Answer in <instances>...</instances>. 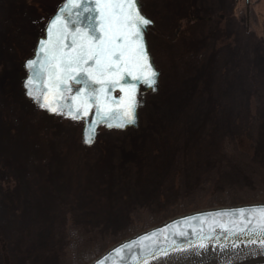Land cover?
<instances>
[{"label":"rangeland","instance_id":"1","mask_svg":"<svg viewBox=\"0 0 264 264\" xmlns=\"http://www.w3.org/2000/svg\"><path fill=\"white\" fill-rule=\"evenodd\" d=\"M62 1L0 0V264H66L69 227L84 249L104 247L138 209L159 216L228 189L241 198L251 178L264 184V0L248 29L236 0H140L158 89L136 127H102L91 144L82 122L25 88L48 20L33 6Z\"/></svg>","mask_w":264,"mask_h":264},{"label":"snow or ice","instance_id":"2","mask_svg":"<svg viewBox=\"0 0 264 264\" xmlns=\"http://www.w3.org/2000/svg\"><path fill=\"white\" fill-rule=\"evenodd\" d=\"M140 7L139 0H68L49 23L36 57L26 63L31 70L27 95L42 109L73 120L86 119L94 109L98 119L92 125L135 124L139 86L155 91L159 77L144 36L153 22ZM74 85L79 87L73 95ZM116 90L118 98L112 95ZM94 133L89 127L86 143L93 142ZM173 224L113 249L108 254L115 257L112 264H152L172 254L202 257L209 250L219 251L222 264H240L242 246L252 249L245 259L264 255V205L185 217L186 227ZM96 264H107V257Z\"/></svg>","mask_w":264,"mask_h":264},{"label":"trees","instance_id":"3","mask_svg":"<svg viewBox=\"0 0 264 264\" xmlns=\"http://www.w3.org/2000/svg\"><path fill=\"white\" fill-rule=\"evenodd\" d=\"M38 6L35 5L33 6V8H35V11L37 10L38 12H41V10L43 11L47 5L41 4ZM246 138L247 136L245 133L242 137L238 139L240 146L244 147L240 150L250 153L251 148L244 143ZM250 181L251 189L248 190L245 194H243L241 198H235L233 192H231V189L230 191L228 189L225 191L224 194L221 195L200 196L196 198V201L193 203L180 202L179 204H175L169 210L163 212L159 216L143 209H138L130 214V218H132L133 223L128 228L122 229V231H120L116 236L114 235L108 237L106 240L107 244H105L104 247H102V244L95 241L88 248L84 249V239L82 236V232L79 229L69 227V229H67L66 231V246L64 249V256L67 260L66 264H86L90 260L98 256L102 252L103 248L105 249L111 246L112 244L130 235H133L138 231L156 225L164 219H168L178 214L213 206L229 205L233 203L264 201V184H258V178H251Z\"/></svg>","mask_w":264,"mask_h":264},{"label":"water","instance_id":"4","mask_svg":"<svg viewBox=\"0 0 264 264\" xmlns=\"http://www.w3.org/2000/svg\"><path fill=\"white\" fill-rule=\"evenodd\" d=\"M68 2V0H64L62 5H60L54 12L53 14L51 15V17L49 18L48 20V23L46 25V28H45V31H44V35L42 37L39 38L38 42H37V45H36V49H35V53H34V56L32 58H30L29 60L31 59H34L36 57V54H37V49H38V45H39V41L41 39H47V28H48V25L49 23L55 18V16L59 13L60 9ZM139 3L141 5L140 7V11L141 13L146 17L148 18L143 10H142V3L140 2L139 0ZM149 19V18H148ZM152 25V24H151ZM149 25L145 32H144V36H145V43H146V49L148 51V54H149V57H150V60L151 62L154 64V61H153V57L151 55V52H150V49H149V45H148V40H147V37H146V33L149 29V27L151 26ZM154 67L155 69L157 70L155 64H154ZM158 71V70H157ZM159 72V71H158ZM29 75H31V70L28 68V75H27V78L29 77ZM26 78V80H27ZM159 79H160V72H159V77H158V85H157V88L155 91H157L158 89V86H159ZM42 86V85H41ZM79 87L78 85H74L73 88H74V91H73V95L75 94V88ZM153 91L152 89L150 88H147L146 86L144 85H140L139 86V89H138V95H137V98L138 100L140 101V106L142 105L143 103V98L145 96V94L147 92H155ZM113 96L115 97H119L121 95V93L119 92V90H116L115 92L112 93ZM140 106L137 108V122L135 124H132V125H127L126 127L124 128H118V129H125L129 126H136L137 123H138V110L140 108ZM89 119H87L86 121V128H85V131H86V134L88 132V129L89 127H94L95 128V133L93 134V140L96 138L97 136V130L98 128L101 126V125H105L106 128H109L107 127V123H99V124H96V125H92L91 124V121L93 119H98V117L95 116V110L93 109L92 112H90L89 114ZM110 123H115V121H108ZM115 127V126H114ZM256 205H264V201H257V202H244V203H233V204H229V205H222V206H213V207H208V208H201V209H197V210H193V211H189V212H185V213H182V214H178L176 216H173V217H170L166 220H163L161 221L160 223L156 224V225H153L151 227H148L146 229H143L141 231H138L136 233H134L133 235H130L114 244H112L111 246L107 247L105 250H103L98 256H96L94 259L90 260L88 263L86 264H96V261L98 260H101V258H104V257H107V264H112L113 260L115 259L114 256H111V255H108L109 253L112 252L113 249L117 248L118 246L120 245H123L125 242L127 241H131V240H134L135 238L137 237H140L142 236L143 234L145 233H150L152 232L153 230L155 229H161L163 228L165 225H171V226H174L175 225L173 224V222H177V221H180L181 224L183 225V218L185 217H190V216H196L198 214H203V213H215V212H219V211H222V210H227V209H236V208H246V207H250V206H256ZM194 224H197L198 222H193ZM186 227V225H183ZM206 227V226H205ZM217 234L218 236L220 235V230L218 229L217 230ZM191 238V237H189ZM182 239V238H180ZM222 239V237H221ZM215 243V242H213ZM164 247H166L167 245H163ZM252 249L250 248H245V247H241L240 249V252H241V256H240V264H259V263H264V255H254V256H248L247 259L244 258V256L249 252L251 251ZM212 259H215L216 260V264H222V261H223V257L220 255L219 251H216V252H213L211 250H209L207 253H205L202 257H196V256H188L187 259H185L182 255H178V254H172L170 255L169 257L167 258H161V259H158V260H155V261H152V264H210V261ZM117 264H118V261H117Z\"/></svg>","mask_w":264,"mask_h":264},{"label":"flooded vegetation","instance_id":"5","mask_svg":"<svg viewBox=\"0 0 264 264\" xmlns=\"http://www.w3.org/2000/svg\"><path fill=\"white\" fill-rule=\"evenodd\" d=\"M64 1V0H63ZM63 1L59 4V6L63 3ZM238 3H244L245 4V14H243V16H244V20H245V22H246V26H247V29L248 28H250V26H251V22L255 19V17L257 16V14H256V10H255V7L256 6H258V5H260L262 2H263V0H236ZM58 7V6H57ZM57 7H56V9H57ZM56 9H53L52 7H47V8H45L44 10L46 11V13L48 14V20H49V18L51 17V15L53 14V12L56 10ZM217 16L221 19V20H223L225 17H226V14H224V13H222V12H219V13H217ZM215 19V16H212V17H210V21H212V20H214ZM48 20H47V22H48ZM47 22H46V24H47ZM153 25V24H152ZM151 25V26H152ZM151 26H150V28H151ZM45 27H46V25H45ZM150 30V29H149ZM148 30V31H149ZM35 49H36V47H35ZM34 53H35V50H34ZM33 100V99H32ZM34 101V100H33ZM35 102V101H34ZM37 103V102H36ZM37 105H39L38 103H37ZM46 111H48V110H46ZM50 112V111H49ZM52 113V112H51ZM52 114H54V113H52ZM59 116H64V117H68V116H66V115H59ZM87 119H89V117H87L86 119H82V120H75L76 122H82L83 123V128H82V134H83V139H84V141H85V139H86V131H85V128H86V121H87ZM73 120V119H72ZM138 124V123H137ZM137 126V125H136ZM136 126H129V127H136ZM102 127H104V128H106L105 127V125H101L99 128H98V130H97V136H96V138L93 140V141H96L97 140V138L100 136V129L102 128ZM129 127H127V128H129ZM127 128H125V129H127ZM106 129H108V130H110V129H118V128H116V127H112V128H106ZM125 129H122V130H125ZM120 130V129H119Z\"/></svg>","mask_w":264,"mask_h":264}]
</instances>
